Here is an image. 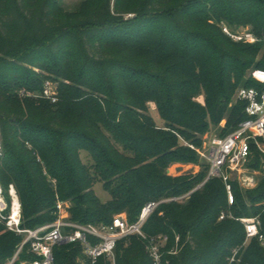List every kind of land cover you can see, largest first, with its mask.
Here are the masks:
<instances>
[{"label":"trees","instance_id":"1","mask_svg":"<svg viewBox=\"0 0 264 264\" xmlns=\"http://www.w3.org/2000/svg\"><path fill=\"white\" fill-rule=\"evenodd\" d=\"M111 2L66 11L58 0H0V185L11 205L14 184L24 229L55 222L58 200L70 202L71 220L83 225H109L122 212L133 223L146 203L205 181L209 166L195 177L166 174L173 163L198 161L189 143L201 147L223 120L220 137L246 118L243 103L230 104L241 86H256L248 71L264 69V53L257 58L264 0ZM125 14L135 17L126 21ZM225 22L252 27L260 41L233 42L221 29ZM35 69L57 77L56 103L41 96L50 77ZM251 149L246 167L263 178L245 194L231 181L233 205L223 180L212 178L186 202L161 204L149 218L146 236L166 235L169 249L178 247L170 264H264V245L253 238L244 247L245 226L235 219L259 216L264 236V159ZM97 182L111 195L106 203L93 190ZM223 212L234 218L220 220ZM23 240L0 221V264ZM36 259L26 245L14 264ZM53 264L90 262L80 244H67L54 248ZM115 264H152L145 240L119 241Z\"/></svg>","mask_w":264,"mask_h":264},{"label":"built area","instance_id":"2","mask_svg":"<svg viewBox=\"0 0 264 264\" xmlns=\"http://www.w3.org/2000/svg\"><path fill=\"white\" fill-rule=\"evenodd\" d=\"M221 29L228 38L236 43L256 44L260 41L251 30L233 31L225 23L221 24ZM249 79L255 82L256 86H242L236 94L237 102L245 105L246 118L228 135L208 140L204 144L205 152L202 153L198 150L207 160L209 166L207 178L198 188L212 178L222 179L228 186L229 205H233L235 202L234 195L229 191L231 172H240L243 167H246L252 155V145L259 146V141L264 139V69H254ZM56 93L55 84L46 81L41 96L55 103L58 100ZM189 146L195 149L193 146ZM193 192L146 203L137 221L133 223L129 222L127 215L122 214L114 216L109 225L101 226L83 225L72 221L69 215V203L58 200L55 222L37 229H24L22 227V207L14 186H11L9 190L12 199L11 205L6 202L0 187V221L6 225L8 230L24 236L16 255L8 264L15 263L26 245H29L30 252L37 259L22 264H53L54 248L58 245L67 244H80L90 264H98L101 259H106L115 264L118 242L131 237L145 240L146 251L152 264H170L167 257L177 254L178 247L169 249V237L166 235L148 238L144 233V227L161 204L184 202L190 198ZM226 216V213H222L220 219H225ZM240 221L245 226L246 241L257 238L264 245V236L260 233V223L255 219H240ZM179 241L180 237L177 236L176 243L178 244ZM238 251H234L231 262L235 260Z\"/></svg>","mask_w":264,"mask_h":264},{"label":"rangeland","instance_id":"3","mask_svg":"<svg viewBox=\"0 0 264 264\" xmlns=\"http://www.w3.org/2000/svg\"><path fill=\"white\" fill-rule=\"evenodd\" d=\"M98 1L99 0H58V4L60 5V7H62L66 11H75L76 9H85L89 5L95 4ZM121 1H125V3L127 4V0H121ZM114 4H115V0H112V2H111L112 7L114 6ZM134 17L135 16H133V15L125 14L124 19L126 21H128V20L133 19ZM211 23H212V26L217 28V23H215V21L212 20ZM225 23L233 31H246V30H251L252 31V27H250V26H243V25L242 26H236V25H229L227 22H225ZM263 53L264 52L262 51L257 58L261 59ZM253 70H254V68L248 71V73L246 75V80H250L249 77H250V74H251V72ZM35 71L38 72V73L43 72V75H45L46 77H50L46 81H50V82L55 84L56 92H57L56 93V97L58 98V96H59V90H58L59 89V81L57 80V77H55L54 75H48L47 73H45V71H42L40 69H35ZM237 91H238V89H237ZM237 91H236V93L233 95V97L231 99L230 107L238 103L237 102V98H236ZM31 97H32V95H31ZM33 97H34V95H33ZM36 97L39 98L40 95H36ZM199 100L201 102H203V98L202 97H200ZM149 109H150L149 113L153 117L156 125L158 127L162 128V129H164V127H165L164 121L161 119V117H160V115H159V113H158V111L156 109L155 104L154 103H150L149 104ZM226 124H227V120H223L220 123L219 127L213 128L210 133H208L205 136H203V139H202L203 143H202L201 147H197V146L192 145V144L189 143V145H191V146H193L195 148L193 150L198 155V161L195 162V163H179V162L178 163H173L166 170L167 176H169V177H171L173 179H177V178H184V177H195V176L199 175L201 172H203V170L206 168V166H208V163H207V160L198 152V150H200L202 153L205 152V145L204 144L208 140H210L211 138L220 137L221 136L220 135L221 134V130H222V128H224V126H226ZM119 149L121 151H123L121 147H119ZM256 149L259 151V153L261 154V156L264 159V139L259 141V146L256 145ZM82 159H83L85 164L90 163V158L87 155V153H82ZM230 177H231V179H230V182H229V191H231L232 194L235 196L234 189H233V186L231 184V181H237L238 184H239L241 192L245 194L246 191L254 190V189H256L258 187L260 181L263 178V174L260 171H255V170L249 169L247 167H243L240 172H237V171L236 172H231ZM200 185L201 184H198L195 187V189L192 190V191H196V190L201 189L203 186L198 188ZM11 186H14V184H11L10 187ZM225 186H226V184H225ZM0 187H1V185H0ZM10 187H9V190H10ZM227 187L228 186H226V191L228 193V188ZM14 188H15V186H14ZM1 189H2V187H1ZM15 190H16V188H15ZM93 190H94L96 196L100 199V201L102 203H106V202H108L111 199L110 193L105 190L102 182L95 183V185L93 187ZM2 191H3V189H2ZM16 193L18 195L17 190H16ZM3 195H4V192H3ZM18 198H19V196H18ZM5 200L8 203L6 197H5ZM187 200H185L184 202H186ZM11 202H12V199H11ZM184 202H182V203H184ZM68 203H69V205L71 207V203L70 202H68ZM122 214L127 215L126 212H122V213L114 214L113 216L122 215ZM69 215H70V218H71L70 210H69ZM227 216L231 217V218H234L231 214H229ZM235 219L237 221H240V219H255L259 223H261L259 216H251V217L243 216V217H239V218H235ZM220 220H223V219H220ZM23 238H24V236H23ZM139 239H141V238H139ZM249 243H250V241L249 242L246 241L243 246L247 247ZM164 256L166 257L167 255L165 254Z\"/></svg>","mask_w":264,"mask_h":264},{"label":"bare ground","instance_id":"4","mask_svg":"<svg viewBox=\"0 0 264 264\" xmlns=\"http://www.w3.org/2000/svg\"><path fill=\"white\" fill-rule=\"evenodd\" d=\"M15 212H17V210H15Z\"/></svg>","mask_w":264,"mask_h":264}]
</instances>
